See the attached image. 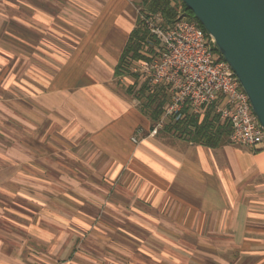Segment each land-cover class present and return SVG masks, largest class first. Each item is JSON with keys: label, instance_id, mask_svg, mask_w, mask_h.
<instances>
[{"label": "rangeland", "instance_id": "374dc122", "mask_svg": "<svg viewBox=\"0 0 264 264\" xmlns=\"http://www.w3.org/2000/svg\"><path fill=\"white\" fill-rule=\"evenodd\" d=\"M28 1L39 5L0 0V264H244L234 252L214 255L212 240L176 239L181 234L165 225L137 222L134 208L123 207L134 194H119L120 177L103 173L87 137L38 112L36 95L91 34L93 18L78 0L49 25L27 15ZM160 94L148 113L166 102Z\"/></svg>", "mask_w": 264, "mask_h": 264}, {"label": "crops", "instance_id": "0c3cea01", "mask_svg": "<svg viewBox=\"0 0 264 264\" xmlns=\"http://www.w3.org/2000/svg\"><path fill=\"white\" fill-rule=\"evenodd\" d=\"M38 1L24 3L26 13L49 25L79 5ZM83 1L93 18L85 30L91 34L38 92V112L61 130L87 137L103 173L120 177L119 194H134L123 207L134 208L137 222L165 225L181 234L176 239L212 240L216 256L234 252L244 264H264V144L235 146L226 137L208 148L168 129L150 135L152 108L148 113L145 99L134 94L141 83L115 74L142 0Z\"/></svg>", "mask_w": 264, "mask_h": 264}, {"label": "built area", "instance_id": "2783aa9c", "mask_svg": "<svg viewBox=\"0 0 264 264\" xmlns=\"http://www.w3.org/2000/svg\"><path fill=\"white\" fill-rule=\"evenodd\" d=\"M138 21L155 41L146 60L129 59L127 74L137 76L153 93L164 88L166 103L150 135L165 122L198 117L215 107L219 120L229 129V142L254 148L264 144V131L251 111L248 98L227 63L213 53V40L192 21L166 23L161 13L138 11Z\"/></svg>", "mask_w": 264, "mask_h": 264}, {"label": "water", "instance_id": "95a60500", "mask_svg": "<svg viewBox=\"0 0 264 264\" xmlns=\"http://www.w3.org/2000/svg\"><path fill=\"white\" fill-rule=\"evenodd\" d=\"M213 40L264 131V0H180Z\"/></svg>", "mask_w": 264, "mask_h": 264}, {"label": "trees", "instance_id": "16d2710c", "mask_svg": "<svg viewBox=\"0 0 264 264\" xmlns=\"http://www.w3.org/2000/svg\"><path fill=\"white\" fill-rule=\"evenodd\" d=\"M176 1L177 0H142L141 8L142 11L161 13L166 23L172 24L178 19H187L195 22L203 30L185 5L180 0H178L180 1V5L174 4ZM203 32L205 33L204 30ZM205 35L209 38L206 33ZM155 44V41L148 35V32L142 27L141 23L137 21L135 28L129 34V38L123 48L115 74L117 76L127 74V63L129 59L146 60L147 57L142 51L146 49L147 52L151 53ZM213 53L222 60L215 47L213 48ZM132 89V87L129 89V93L132 92ZM163 91L164 88H158L153 91V93L146 94V86L141 84L140 88L135 91V93H132L136 94L135 96L139 98H144L145 106L151 107L155 103L157 97L159 99V93H161L160 95L163 97ZM164 104V101H160L155 108H152V120H156L159 117ZM214 110V105L207 107L202 115L198 117L187 116L182 121L172 124V126L167 129L186 135L189 140L195 143L202 144L208 148H216L222 143L224 138L229 136L230 129L228 126L224 127L219 124V116Z\"/></svg>", "mask_w": 264, "mask_h": 264}]
</instances>
